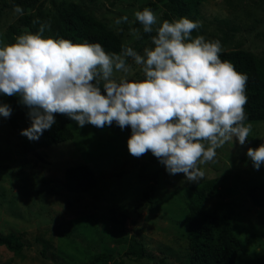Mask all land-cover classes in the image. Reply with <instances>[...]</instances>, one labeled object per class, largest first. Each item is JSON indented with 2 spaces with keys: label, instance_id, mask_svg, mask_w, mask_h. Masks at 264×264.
<instances>
[{
  "label": "rangeland",
  "instance_id": "rangeland-1",
  "mask_svg": "<svg viewBox=\"0 0 264 264\" xmlns=\"http://www.w3.org/2000/svg\"><path fill=\"white\" fill-rule=\"evenodd\" d=\"M149 1L44 0L41 10L51 21L56 13L53 3H76L119 35L124 46L142 42L137 52L143 54L144 47L152 46L155 26L151 34L143 33L134 12ZM164 11L163 7L154 11L158 24L164 20ZM125 15L127 23H114ZM19 17L8 0H0V46L10 44L8 27L17 24ZM187 18L201 22L200 35L219 40L223 51L251 53L264 72V0H207ZM132 28L140 29V39L130 33ZM128 63L132 66L129 79H143L139 66L131 58ZM121 75L115 73V78ZM251 124L245 145L235 139L226 142L217 149L215 163L201 166L204 178L188 182L182 173L169 175L157 159L151 161V152L140 158L130 155V128L121 130L115 123L102 129L91 124L81 128L74 123L71 141L35 155L23 153L17 135L0 116V236L14 233L24 245L19 255L0 246V264H89L95 254L117 248L118 239L131 235L142 241L147 257H125L124 264H188L190 187L210 179L217 181L220 194L205 202V208L212 210L221 201L231 204L236 235L245 244L238 264L263 263L264 209L252 205L247 191L264 183V165L255 170L246 152L264 143V121ZM77 164L89 166L97 178L88 192L70 193L64 187L65 169ZM142 164L144 174L158 175L150 207H138L151 183L139 178ZM122 214L127 217L125 231L112 222V217L121 219Z\"/></svg>",
  "mask_w": 264,
  "mask_h": 264
},
{
  "label": "clouds",
  "instance_id": "clouds-1",
  "mask_svg": "<svg viewBox=\"0 0 264 264\" xmlns=\"http://www.w3.org/2000/svg\"><path fill=\"white\" fill-rule=\"evenodd\" d=\"M13 12L23 16L16 5ZM151 47L143 54L123 46L120 53L107 52L100 43H73L44 36L50 23L37 32L27 27L12 44L0 46V95L19 97L31 121L20 135L37 141L65 115L79 127L97 128L115 123L131 129L129 154L140 158L151 152L169 175L183 174L188 182L204 178L202 165L215 163L217 149L226 142L243 146L252 132L245 106L248 76L232 62L221 59L219 40L193 36L202 25L180 17L158 24L149 7L134 12ZM128 17L114 23H127ZM33 23H37L34 21ZM158 25V26H157ZM130 33L140 39V29ZM139 66L143 79H129L132 66ZM115 73H122L119 79ZM13 109L0 102V116ZM255 170L264 165V143L247 148Z\"/></svg>",
  "mask_w": 264,
  "mask_h": 264
},
{
  "label": "trees",
  "instance_id": "trees-1",
  "mask_svg": "<svg viewBox=\"0 0 264 264\" xmlns=\"http://www.w3.org/2000/svg\"><path fill=\"white\" fill-rule=\"evenodd\" d=\"M44 0H8V6L14 8L19 5L25 14L18 18L17 24L8 27L7 37L10 44L15 37L27 27L29 31H38L41 23H50V30L44 36L65 38L73 43H100L107 52L120 53L124 46L119 35L108 26L90 15L76 3H60L56 5L55 15L51 21L42 13ZM207 0H150L141 6L140 10L149 7L154 11L158 7L165 9L164 20L188 17L197 7ZM37 21V23H33ZM200 35V30L194 31L193 36ZM151 36V35H150ZM142 42H136L133 48L140 49ZM221 59L233 63L236 70L248 76L246 94L248 102L245 111L248 122L264 121V72L260 69L254 56L244 50L235 49L222 51ZM0 102L9 104L12 115L7 118L12 131L19 139L20 148L25 154H37V151L69 142L74 135L70 125L76 123L65 115L56 114V123L50 130L44 131L37 141H29L20 135V131L30 126L31 121L26 113L27 108L18 103L16 97L0 95ZM153 157L151 161H155ZM145 164L141 165L139 178L151 183L143 192V204L138 207H150L153 204L155 186L158 182L157 173L144 174ZM97 178L89 166L77 164L69 166L64 171V187L70 193H85L94 188ZM188 198L187 218V259L188 264H238V257L244 251V242L236 235L233 224V209L229 202H217L212 210H206L205 202L219 196L220 188L215 179H210L201 185L190 187ZM247 196L252 205L264 209V183L251 186ZM127 217L122 214L121 219L112 217L120 231H125L124 223ZM117 248H104L95 254L89 264H124L125 257L142 259L147 257V251L142 241L134 235L122 237L116 241ZM0 246L19 255L24 245L14 233L0 236ZM44 255V251L41 252ZM260 264H264L260 263Z\"/></svg>",
  "mask_w": 264,
  "mask_h": 264
}]
</instances>
